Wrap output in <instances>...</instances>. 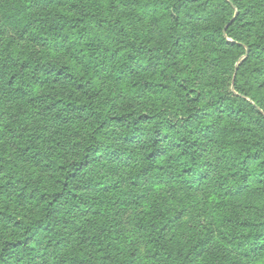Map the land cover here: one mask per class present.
I'll return each instance as SVG.
<instances>
[{"label":"trees","instance_id":"1","mask_svg":"<svg viewBox=\"0 0 264 264\" xmlns=\"http://www.w3.org/2000/svg\"><path fill=\"white\" fill-rule=\"evenodd\" d=\"M0 264H264V0H0Z\"/></svg>","mask_w":264,"mask_h":264},{"label":"rangeland","instance_id":"2","mask_svg":"<svg viewBox=\"0 0 264 264\" xmlns=\"http://www.w3.org/2000/svg\"><path fill=\"white\" fill-rule=\"evenodd\" d=\"M134 216H135V212H129L126 214L125 220L128 228L132 227Z\"/></svg>","mask_w":264,"mask_h":264}]
</instances>
